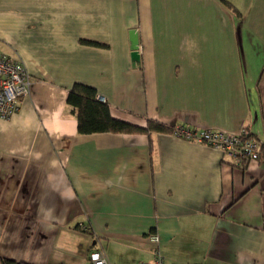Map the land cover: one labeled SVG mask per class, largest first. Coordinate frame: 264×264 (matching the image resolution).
<instances>
[{
    "label": "crops",
    "instance_id": "1",
    "mask_svg": "<svg viewBox=\"0 0 264 264\" xmlns=\"http://www.w3.org/2000/svg\"><path fill=\"white\" fill-rule=\"evenodd\" d=\"M0 52L30 94L0 118V258L31 264H264V158L171 133L80 134L94 87L120 120L264 143V0H0Z\"/></svg>",
    "mask_w": 264,
    "mask_h": 264
},
{
    "label": "built area",
    "instance_id": "2",
    "mask_svg": "<svg viewBox=\"0 0 264 264\" xmlns=\"http://www.w3.org/2000/svg\"><path fill=\"white\" fill-rule=\"evenodd\" d=\"M31 76L18 59L0 52V118L9 119L20 109L23 100L30 94ZM198 143L218 148L232 158L237 165L245 166L251 161H257L261 155L262 142L251 137L250 132L243 128L239 134H230L218 130H192L176 126L173 133ZM149 241L154 245L153 259L137 264H166L160 251V237L150 233ZM90 264H112L103 250H93L89 257Z\"/></svg>",
    "mask_w": 264,
    "mask_h": 264
},
{
    "label": "trees",
    "instance_id": "3",
    "mask_svg": "<svg viewBox=\"0 0 264 264\" xmlns=\"http://www.w3.org/2000/svg\"><path fill=\"white\" fill-rule=\"evenodd\" d=\"M67 104L70 108V112L76 117L78 121V132L80 134H93L102 132L144 133L149 135L152 132L173 134L176 128V126H168L155 120H148L147 125L145 127H141L117 119L111 114L109 104L99 98L97 90L94 87L83 83H75L72 86L68 94ZM250 136L255 138V136L251 133ZM261 145L260 158H264V143L262 142ZM0 264L31 263L0 258Z\"/></svg>",
    "mask_w": 264,
    "mask_h": 264
}]
</instances>
